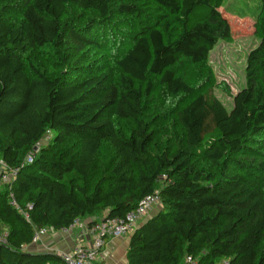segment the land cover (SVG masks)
<instances>
[{"label":"trees","instance_id":"trees-1","mask_svg":"<svg viewBox=\"0 0 264 264\" xmlns=\"http://www.w3.org/2000/svg\"><path fill=\"white\" fill-rule=\"evenodd\" d=\"M258 1L259 44L227 111L174 70L230 39L224 0H0V158L19 169L10 190L0 186V264H64L26 250L36 230L123 217L156 189L162 207L133 231L128 264H264ZM45 48L57 52L49 71L27 56ZM102 48L112 60L88 58ZM158 90L178 100L164 143L144 116Z\"/></svg>","mask_w":264,"mask_h":264},{"label":"rangeland","instance_id":"rangeland-1","mask_svg":"<svg viewBox=\"0 0 264 264\" xmlns=\"http://www.w3.org/2000/svg\"><path fill=\"white\" fill-rule=\"evenodd\" d=\"M258 6V0H224L220 11L230 25V39L219 40L204 64L192 66L189 63L180 62L174 67L177 74L182 75L191 86L197 89L196 93L211 88L227 111L232 108L234 95L245 87L247 56L259 44V38L255 35ZM114 33L119 36L117 29ZM27 56H30L43 70L49 71V67L52 68L51 63L56 60L57 52L54 49L45 48L29 51ZM90 56L96 62L112 60L105 48L91 51L88 58ZM59 67L56 65V68ZM225 89L229 93L225 92ZM176 101L164 91L158 90L145 103L144 116L147 121H150V126L157 136V142L164 143L170 134L168 129L171 121L167 118L176 105ZM6 233L7 226L0 224V236Z\"/></svg>","mask_w":264,"mask_h":264},{"label":"built area","instance_id":"built-area-1","mask_svg":"<svg viewBox=\"0 0 264 264\" xmlns=\"http://www.w3.org/2000/svg\"><path fill=\"white\" fill-rule=\"evenodd\" d=\"M50 139V134H47L43 143L47 142ZM40 145V144H39ZM28 154L25 159L26 164H32L35 154L38 150V146ZM19 172L18 168H10L7 164L0 158V186L5 185L8 189H11V184L15 180L17 173ZM165 177L162 176L161 179H157V182H160ZM10 204L13 207L18 208L13 194H9ZM162 207V199L160 196V190L156 189L153 193L143 197L137 204V206L129 211L123 217L117 218H107L102 219H92V223L88 224L87 221H82L80 219L74 220L72 225L68 229L61 231H68L73 229L76 226H84L88 232L94 236L95 243L93 248L76 245L72 249L64 252H59L57 255L61 258L64 264H93L98 250L103 246L104 241L110 237H119L124 235L132 234L136 229L138 224L142 219L151 211L154 207ZM49 230L47 228H41L35 231L32 236L31 244H39L43 236H45ZM7 233L3 236H0V242L6 243ZM184 264H197V260L192 257L187 256L184 260ZM221 264H228L226 261L221 262Z\"/></svg>","mask_w":264,"mask_h":264},{"label":"crops","instance_id":"crops-1","mask_svg":"<svg viewBox=\"0 0 264 264\" xmlns=\"http://www.w3.org/2000/svg\"><path fill=\"white\" fill-rule=\"evenodd\" d=\"M161 207L156 206L138 224L155 215ZM132 234L110 237L104 241L98 250L93 264H128L127 251ZM95 238L84 226H76L68 231H49L42 237L39 244H30L26 247L29 253H53L58 254L72 249L80 244L93 248Z\"/></svg>","mask_w":264,"mask_h":264},{"label":"water","instance_id":"water-1","mask_svg":"<svg viewBox=\"0 0 264 264\" xmlns=\"http://www.w3.org/2000/svg\"><path fill=\"white\" fill-rule=\"evenodd\" d=\"M36 149V148H35Z\"/></svg>","mask_w":264,"mask_h":264}]
</instances>
